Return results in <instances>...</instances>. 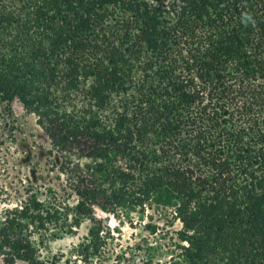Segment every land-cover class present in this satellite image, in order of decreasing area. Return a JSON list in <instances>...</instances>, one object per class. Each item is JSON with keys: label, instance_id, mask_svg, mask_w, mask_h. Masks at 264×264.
<instances>
[{"label": "trees", "instance_id": "obj_1", "mask_svg": "<svg viewBox=\"0 0 264 264\" xmlns=\"http://www.w3.org/2000/svg\"><path fill=\"white\" fill-rule=\"evenodd\" d=\"M13 100L76 200L8 210L7 264H43L32 227L57 238L84 219L96 226L77 253L97 259L95 210L123 208L180 224L175 264H264V0H0V102Z\"/></svg>", "mask_w": 264, "mask_h": 264}, {"label": "rangeland", "instance_id": "obj_2", "mask_svg": "<svg viewBox=\"0 0 264 264\" xmlns=\"http://www.w3.org/2000/svg\"><path fill=\"white\" fill-rule=\"evenodd\" d=\"M118 4V3H117ZM80 165L90 164L81 159ZM67 165L53 148L50 139L38 123L35 114L28 112L17 101L0 102V223L22 200L35 196L50 198V192L69 204L76 196L68 187ZM95 222L107 233L105 249L97 259L79 256L76 247L90 239L89 229L94 225L82 220L78 228L54 238L46 229L32 227L28 232L43 264H175V244H178L173 226L158 219L155 210L123 208L113 215L100 209L94 212ZM155 226L148 230L147 225ZM67 230V229H66ZM88 242V241H87ZM87 243L82 246V250ZM0 264H7L0 257ZM12 264H27L15 261Z\"/></svg>", "mask_w": 264, "mask_h": 264}]
</instances>
